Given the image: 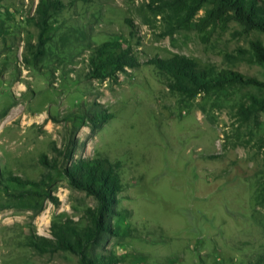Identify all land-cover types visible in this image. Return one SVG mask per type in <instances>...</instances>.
Here are the masks:
<instances>
[{
  "label": "rangeland",
  "instance_id": "obj_1",
  "mask_svg": "<svg viewBox=\"0 0 264 264\" xmlns=\"http://www.w3.org/2000/svg\"><path fill=\"white\" fill-rule=\"evenodd\" d=\"M175 1L60 0L41 24L48 0H0V264H82L30 239H53L54 224L88 225L98 201L70 168L99 156L120 165L123 189L90 255L263 264L264 63L252 45L264 48V30L203 20L210 4L182 21ZM100 50L125 51L134 67L97 78ZM178 57L242 78L189 89L166 68Z\"/></svg>",
  "mask_w": 264,
  "mask_h": 264
},
{
  "label": "trees",
  "instance_id": "obj_2",
  "mask_svg": "<svg viewBox=\"0 0 264 264\" xmlns=\"http://www.w3.org/2000/svg\"><path fill=\"white\" fill-rule=\"evenodd\" d=\"M206 4H210L212 8L206 11L203 20L209 18L223 20L225 16H232L251 29L264 30V8L260 7L256 0H176L171 9L173 16H176L177 9L183 6V11H186L182 19L184 21L186 16L193 14L192 11L202 10ZM59 7L60 0H48L47 4L42 3L38 9L40 23L46 24L48 14L55 12ZM230 12L233 14L229 15ZM252 46L256 60L264 63V48L261 43L257 41ZM30 53L33 54L31 49ZM105 56V52L100 50L91 59L92 72L97 78L108 76L107 72L120 70L125 66L134 67L135 64L134 59L125 51ZM166 68L175 72L189 89L205 92L214 87L236 84L237 80L242 78L232 71L213 73L197 70L191 60L182 57L167 63ZM97 116L101 118L104 115L100 113ZM93 120L92 131H95L100 126V120ZM69 177L77 188L90 192L98 201V206L88 211V225L79 230L67 222L54 224L51 229L53 239L40 243L41 238L32 237L30 244L37 249L73 251L80 257L82 264H116L113 257L97 258L90 255L89 249L97 246L101 235L110 231L109 217L113 212L117 195L123 189L120 165L103 156L93 160H81L72 164ZM262 262L264 264V259Z\"/></svg>",
  "mask_w": 264,
  "mask_h": 264
}]
</instances>
